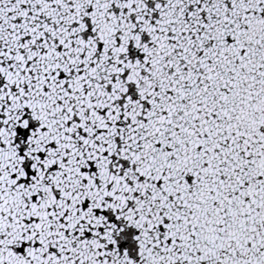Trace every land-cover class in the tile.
<instances>
[{
    "label": "snow or ice",
    "instance_id": "obj_1",
    "mask_svg": "<svg viewBox=\"0 0 264 264\" xmlns=\"http://www.w3.org/2000/svg\"><path fill=\"white\" fill-rule=\"evenodd\" d=\"M0 264H264V0H0Z\"/></svg>",
    "mask_w": 264,
    "mask_h": 264
}]
</instances>
